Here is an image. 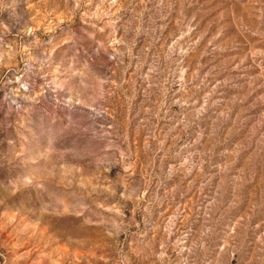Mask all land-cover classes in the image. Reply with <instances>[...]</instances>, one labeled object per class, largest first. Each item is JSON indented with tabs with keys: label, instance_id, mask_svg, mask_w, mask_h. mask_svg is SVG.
<instances>
[{
	"label": "rangeland",
	"instance_id": "374dc122",
	"mask_svg": "<svg viewBox=\"0 0 264 264\" xmlns=\"http://www.w3.org/2000/svg\"><path fill=\"white\" fill-rule=\"evenodd\" d=\"M0 264H264V0H0Z\"/></svg>",
	"mask_w": 264,
	"mask_h": 264
}]
</instances>
